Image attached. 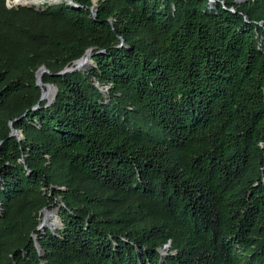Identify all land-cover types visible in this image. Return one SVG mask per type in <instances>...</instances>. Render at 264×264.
Returning <instances> with one entry per match:
<instances>
[{"label": "trees", "instance_id": "16d2710c", "mask_svg": "<svg viewBox=\"0 0 264 264\" xmlns=\"http://www.w3.org/2000/svg\"><path fill=\"white\" fill-rule=\"evenodd\" d=\"M6 2L0 264H264V0Z\"/></svg>", "mask_w": 264, "mask_h": 264}, {"label": "rangeland", "instance_id": "374dc122", "mask_svg": "<svg viewBox=\"0 0 264 264\" xmlns=\"http://www.w3.org/2000/svg\"><path fill=\"white\" fill-rule=\"evenodd\" d=\"M9 1V6H12V7H15V6H18V5H14V4H12V0H8ZM63 1H65V0H41V3L38 5V7H35V6H33V7H35V8H38V9H46L47 7H50V6H53V5H56V4H59V3H61V2H63ZM248 2V0H241V3H247ZM94 3H96V0H94ZM239 3H240V1H239ZM21 6H32V5H21ZM76 65V64H75ZM75 67V66H74ZM73 67V68H74ZM68 69V68H67ZM66 70V69H65ZM43 84V83H42ZM44 86H42V91L44 92V90L46 91L47 89H49V88H47L46 87V85H50V84H43ZM51 86V88H52V90H53V95L51 96V97H49V98H44L43 100H40V101H45V102H48V103H51L52 102V100L54 99V96H55V91H56V89H55V87L54 86H52V85H50ZM100 89H102L103 90V92H105V91H107L108 90V87L107 86H105V87H99ZM40 90H41V88H40ZM12 130L14 131L13 133H14V135H16L17 136V138L18 139H22L23 138V136H22V132L21 131H19V130H14L13 128H12ZM57 199V202L59 203V204H61L62 205V202H61V199L60 198H56ZM46 209V210H45ZM45 209H43L42 211H41V214H40V224L39 225H42V224H44V225H49L48 224V222L47 221H45V213L46 212H54V214H53V216L55 217V219H56V221H57V225L56 226H58V225H60L61 223H60V219H59V217H58V207H52L51 209H47V208H45ZM55 226V227H56ZM55 227H50V225L49 226H47L46 227V229H54ZM43 229H45V228H43ZM34 239H35V241H36V237H33ZM37 248L39 249V247L37 246ZM161 253H162V255H164L165 254V252L164 251H161Z\"/></svg>", "mask_w": 264, "mask_h": 264}, {"label": "water", "instance_id": "95a60500", "mask_svg": "<svg viewBox=\"0 0 264 264\" xmlns=\"http://www.w3.org/2000/svg\"><path fill=\"white\" fill-rule=\"evenodd\" d=\"M32 6H35V5H32ZM11 7H12V6H10L9 8H11ZM35 7H36V6H35ZM90 57H91V54L88 52L87 55H86L85 57H83L82 59H80V60H83V63H82L81 65H76L74 68H73V67H72V68H68V69L64 70V71H63L62 73H60V74H64V73H67V72H72V71H75V70H79V69L84 68L85 64L87 63V61H88V59H89ZM80 60H78L75 64H77ZM46 72H47V69L44 68V67H42V68L39 69V71H38L37 74H36V85H37L39 88H41V98H40V100H43V99L45 98V94H44V92L42 91V86H44V85H43L42 82H41V76H42V74H44V73H46ZM46 87H47V88H51L50 85H46ZM13 132H14V131L11 129V134H12V135H14ZM45 210H46V209H45ZM45 227H47V225L42 224V225L39 226L40 229L45 228ZM168 248H169V245H167V246L165 247V250H167Z\"/></svg>", "mask_w": 264, "mask_h": 264}, {"label": "bare ground", "instance_id": "6f19581e", "mask_svg": "<svg viewBox=\"0 0 264 264\" xmlns=\"http://www.w3.org/2000/svg\"><path fill=\"white\" fill-rule=\"evenodd\" d=\"M40 3H41V0H12V4H14V5H35V6H38ZM82 63H83V60H80L76 65H81ZM44 94H45V98L51 97L53 95L52 88H49L46 91L44 90ZM53 214H54V212H46L45 213V221L48 222L50 227H55L57 225V221H56L55 217L53 216ZM49 225H47V226H49Z\"/></svg>", "mask_w": 264, "mask_h": 264}, {"label": "built area", "instance_id": "2783aa9c", "mask_svg": "<svg viewBox=\"0 0 264 264\" xmlns=\"http://www.w3.org/2000/svg\"><path fill=\"white\" fill-rule=\"evenodd\" d=\"M6 5H7V7H10L9 6V1L7 0V2H6ZM36 7H38V6H36ZM93 13H94V11H93Z\"/></svg>", "mask_w": 264, "mask_h": 264}]
</instances>
